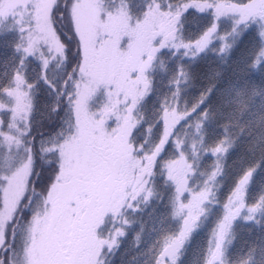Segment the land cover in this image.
Here are the masks:
<instances>
[{
    "label": "snow or ice",
    "instance_id": "6c2138e0",
    "mask_svg": "<svg viewBox=\"0 0 264 264\" xmlns=\"http://www.w3.org/2000/svg\"><path fill=\"white\" fill-rule=\"evenodd\" d=\"M0 264H264V0H0Z\"/></svg>",
    "mask_w": 264,
    "mask_h": 264
}]
</instances>
